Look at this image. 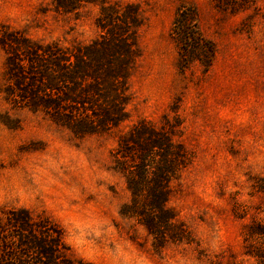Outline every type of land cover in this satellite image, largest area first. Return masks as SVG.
<instances>
[{"label": "rangeland", "instance_id": "obj_1", "mask_svg": "<svg viewBox=\"0 0 264 264\" xmlns=\"http://www.w3.org/2000/svg\"><path fill=\"white\" fill-rule=\"evenodd\" d=\"M56 3L0 0V29L88 44L101 34L103 4L140 8L130 117L78 138L42 113L11 108L0 46V217L13 207L49 217L71 257L90 264H250L243 231L264 220V0H92L68 12ZM183 7L194 10L210 59L172 34ZM166 114L192 154L168 200L188 238L157 250L144 226L120 213L130 193L114 150L134 124L160 126Z\"/></svg>", "mask_w": 264, "mask_h": 264}, {"label": "trees", "instance_id": "obj_2", "mask_svg": "<svg viewBox=\"0 0 264 264\" xmlns=\"http://www.w3.org/2000/svg\"><path fill=\"white\" fill-rule=\"evenodd\" d=\"M83 2L92 0H57L56 7L68 12ZM195 17L194 10L181 8L172 34L193 41L210 59L211 46L197 31ZM97 26L100 36L88 44L38 41L1 28L0 46L6 52L2 92L11 108L42 113L78 138L108 133L127 121L129 79L141 56L140 8L103 4ZM180 124L168 114L160 126L139 121L119 135L114 150L113 167L130 193L120 213L144 226L157 250L188 238L168 208L171 180L192 160L177 138ZM243 240L246 260L264 264V220L249 223ZM69 250L63 229L49 217L25 207L3 211L0 264H90L75 260Z\"/></svg>", "mask_w": 264, "mask_h": 264}]
</instances>
